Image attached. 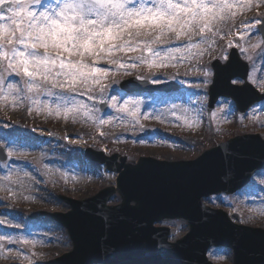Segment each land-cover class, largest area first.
I'll use <instances>...</instances> for the list:
<instances>
[{
    "label": "snow or ice",
    "instance_id": "6c2138e0",
    "mask_svg": "<svg viewBox=\"0 0 264 264\" xmlns=\"http://www.w3.org/2000/svg\"><path fill=\"white\" fill-rule=\"evenodd\" d=\"M33 5H39L40 10H34ZM230 7L217 0H56L54 5L44 4L42 0H0V98L31 99L25 93L35 94L39 104L40 95L55 96L58 113L61 109L65 112L83 110L90 115L99 112L97 105L101 104L136 118L143 101L125 100L121 104L116 95L108 98L109 85L102 81L109 76V69L98 62L116 65L125 75H131L130 70L141 65L148 69L166 67L177 54L198 47L193 37L203 41L205 30L212 31L209 27L212 20L218 16L223 19L221 14ZM242 23L243 31L249 34L254 33L248 25L254 23L264 28L261 20ZM261 37L264 38V33ZM173 41L183 47L159 50V46ZM228 44L231 46L233 41L229 40ZM217 60L229 63V53L222 50ZM210 69L211 65L203 66V86L214 76ZM9 72L20 79L15 83L7 82L5 73ZM136 79L150 80L153 84L161 82L155 76H137ZM251 82L250 74H237L225 81V87L238 92ZM76 96H87L91 105L77 100ZM200 103L203 104V98ZM43 104L48 107L47 100ZM167 111L172 115L178 111L189 113V109L174 103ZM100 123L107 121L100 120ZM3 147L0 145V149ZM23 155L26 154L12 149L7 152L8 157ZM5 224L13 226L0 219V225ZM5 241L18 242L11 236L0 235V242ZM23 243L29 241L24 239ZM3 248L4 244L0 243V251Z\"/></svg>",
    "mask_w": 264,
    "mask_h": 264
},
{
    "label": "rangeland",
    "instance_id": "374dc122",
    "mask_svg": "<svg viewBox=\"0 0 264 264\" xmlns=\"http://www.w3.org/2000/svg\"><path fill=\"white\" fill-rule=\"evenodd\" d=\"M217 2L229 4L231 7L226 8L224 11L228 14L233 13L232 16L238 15L242 12V9H244V11L247 10L249 15L254 18L250 21L260 20V17L262 16L260 13L264 10V0H217ZM252 2L254 4H251ZM42 3L44 2L42 1ZM48 4L51 5V3ZM251 9L253 10L251 11ZM221 15H223V13ZM217 19H220V17L218 16L213 21L215 22ZM248 26L252 27L254 34L244 32L243 38L237 41L236 44H233L237 45V48H239L243 57L250 62L252 83L257 87H261L262 91H264V87H262L264 86V42L260 39L255 24L253 23ZM213 33L215 32H209V34L217 37V40L221 38V36L219 37L216 33ZM253 45H255V47H253ZM170 47H183V45H172ZM228 47L225 51H227ZM165 48L160 47L159 50L163 52ZM212 48L213 47L209 48L207 51H200L198 47H194L182 55L177 54L174 59L168 62V65H174L175 63L181 64L183 61L191 63L195 60H202L204 54L209 52ZM5 77H7V82L15 83L19 80L18 76L10 72L5 73ZM210 78L211 77L208 79L211 80ZM181 79L180 82L183 86V91L172 94L167 98L130 97L122 100V95H116L119 103H121L120 101L124 102L125 100L143 101L139 109H137V114H139L142 119L141 123L147 125V127H142V124L135 122L127 112H124L126 113V116L129 117L127 123L136 125L135 128L130 131L120 129L114 130L113 132L114 139L112 143L116 145L115 152L119 153L117 159L120 162L122 158H125V161L130 162L136 161L139 157L143 156L167 161L190 160L200 155L204 150L213 147L234 135L245 133L258 134V132H262L261 130H263L264 135V111L261 110L264 106L258 105L252 110L250 109L251 111L249 110L245 117L239 118L235 110H233L232 103L227 100H221L219 102L220 104H217L218 107L216 105L217 109L215 107L213 111L207 113L206 97L208 85L203 86L205 79L203 76V65H198L193 72L187 74L186 77ZM6 91L7 89L5 85V92ZM201 98H203V104L200 103ZM23 100L24 97L13 99L12 96H4L3 98H0V143L5 142L9 145V149L18 153L26 154L19 157L13 156L14 162L9 166L11 170V179H7L3 172L0 171V207L4 206V199L6 198L17 203H23V200H27L23 197L24 190L35 189L38 187L36 166H39V159L41 158H45L47 161L58 162V164H72L79 162L80 164L72 165L71 172L65 169V172L69 175L71 183L73 184L84 185V181L91 179L93 176H99L102 184L89 186L78 193L50 191V193H53V196H48L49 200L46 202L44 200L42 201L46 206H38L36 209L66 212L71 209L70 203L65 201L66 196H70L74 199H82L96 193L105 186L112 184L114 178L103 170L100 172L96 170L93 173H81L83 170L89 171L90 168L82 165V161L80 160L82 158L78 155V149L82 145H89L90 141L76 140L65 142L62 146L63 152H59L57 145H51L48 143L40 144L35 138V136H37L36 133L39 132L36 130V132L31 131V124L23 125V127L21 124H10L9 122L15 114H12V111L9 110L11 108L17 110L18 106L23 103ZM35 102L36 99L33 100V103ZM173 103L182 106V108L189 109V113L184 114L183 112L178 111L176 115H172L167 109ZM48 104L52 106L55 116L61 115L63 109H61L59 113L57 112L55 108V97L53 98V101L50 100ZM131 107L132 105H129V108ZM120 113L122 112L118 111L116 108H111L108 116L103 117L102 119L107 121V123H104L103 125L111 126L110 124L114 122L113 118ZM145 113H147V115H145ZM213 113H215V115H213ZM91 117L92 115L90 118ZM146 117L152 119L149 120ZM177 117H179V119ZM121 119H123V123L126 122L124 121V119H126L124 115H121ZM218 119H222L223 121L221 126L224 130L220 133L217 132V130H221L218 127ZM247 119H251L252 121H255V123L247 122L246 126L241 125V123L246 122ZM202 123L210 124L211 129L216 132H211L210 137L207 132L202 136L200 132V124ZM230 124L233 125L231 126ZM180 127L192 128L194 132L192 133L190 130L184 131L180 129ZM226 127L228 130L225 129ZM250 127H254L255 129ZM221 134L224 137H221ZM261 137L264 139V136ZM51 151L54 152L51 154ZM34 153H38L39 157L38 159L31 160L30 155ZM45 171H47L49 178L55 179L60 177L63 169L60 170L59 168L48 165ZM25 172L28 173V176L24 175ZM96 180L97 179L95 178V181ZM255 181L257 182L256 187L252 186L250 188L255 190V192H251V194L248 193L247 204L252 208V211L256 216H262L264 215V189L261 190L260 187H264V175H258ZM38 191L40 195L44 194L42 189H39ZM3 193L7 196L6 198ZM115 194L116 196L111 200L109 203L110 205H115L121 202L119 195L117 193ZM59 195H62L64 199H60ZM38 201H41L40 197L38 198ZM252 202H254V205L252 204L253 207L250 206ZM148 208V215L150 216L155 213L169 212L180 214L182 211L181 203L164 198L158 199L154 205H150ZM28 209L30 208L27 207L25 210ZM24 214L25 212L16 210L0 212V219H5L13 225H0V235L11 236L19 241L16 244H8L6 241L0 243L9 246L10 254L16 255L20 259L14 263L2 262L1 264H43L45 259L61 255L71 249V242L66 235L65 230L49 221L32 225L27 223V229L24 233L17 231L18 227H15L14 225H20L22 223L21 219ZM171 224L173 230L172 241L180 238L189 229L185 222L183 224L179 222H173ZM261 224L262 223L256 224L259 225L256 226L254 223L253 227L264 228V225ZM24 239H27L29 243L24 244ZM18 243L26 245L27 253H21L18 251ZM231 262L232 255L230 252L227 261L222 264H231Z\"/></svg>",
    "mask_w": 264,
    "mask_h": 264
},
{
    "label": "water",
    "instance_id": "95a60500",
    "mask_svg": "<svg viewBox=\"0 0 264 264\" xmlns=\"http://www.w3.org/2000/svg\"><path fill=\"white\" fill-rule=\"evenodd\" d=\"M236 58L233 52L229 63H233ZM227 66L218 62L214 64L215 85L210 91L213 99L218 95L238 96L225 87V81L234 75L245 73L235 70L226 72ZM125 89L135 90L132 87ZM244 91L250 92L249 89ZM255 100L256 97L251 95L244 101L238 99L239 110L244 111ZM257 139L255 136L233 139L227 144V150L218 147L194 161L167 162L140 158L137 164L124 165L117 164L115 158L88 153L87 155L96 160L106 162L107 167L112 170L121 171L124 166L117 187L122 203L115 207L106 206L116 190L114 188L106 189L87 200L70 201L72 210L57 219L66 226L70 234L73 251L64 259L51 264H84L89 260H108L117 264H168V252L173 245L183 244L190 247L193 239L199 241L198 246L201 245L200 241L207 242L199 251L198 256L201 255L203 248L214 242L208 232L199 233L196 223L200 221L197 213L200 211L201 198L212 192L227 190L230 185L239 183L243 177L249 175L258 163L264 162V149ZM209 181H213L218 187L224 186L214 189L212 185H208ZM160 198L181 203L180 214L174 212L168 215H148V206L154 205ZM205 213L211 215L207 211ZM174 216L189 217L192 224L191 231L183 239L170 244L166 242L167 230H155L153 223ZM212 216L215 223L220 221L216 228L226 232L230 226L227 219L221 214ZM239 233L247 240L243 242V246L248 245V257L255 260L257 258L258 262L263 263L264 232L241 230ZM230 238L222 235L216 239L224 243ZM252 238L260 241H252ZM186 253V257H183L184 252L178 253V256L192 259L196 257ZM240 256L239 253V259Z\"/></svg>",
    "mask_w": 264,
    "mask_h": 264
},
{
    "label": "bare ground",
    "instance_id": "6f19581e",
    "mask_svg": "<svg viewBox=\"0 0 264 264\" xmlns=\"http://www.w3.org/2000/svg\"><path fill=\"white\" fill-rule=\"evenodd\" d=\"M201 207L200 211L197 213V218L200 219L199 222H196L199 228V233H206L210 234V236L214 239V242L209 245L208 247L203 248V252L201 255L198 256L200 249L207 243V242H202L200 241V246L199 241L197 239H193V242L190 247H186L183 244H175L173 245L168 252V264H222L227 261L230 252L232 255V262L231 264H263L258 262L259 260L256 258H249L248 257V245L245 244L243 246V242H247V240L241 235L239 232H236L235 230H232L230 226L227 227V231L225 232L223 229H217L216 226L217 224L220 223V221H217L215 223L213 219V212L214 210L210 207H212L210 202L206 200L205 198L201 200ZM208 203V204H206ZM209 212L208 209L212 212L211 215L205 213V211ZM210 213V212H209ZM164 215L168 214H174V212H169V213H163ZM175 217V216H174ZM170 217V218H174ZM180 219H183L185 222L188 224H192V221L189 217L184 218L182 216L179 217ZM258 233V230H256ZM230 236L231 238L225 241L227 245L229 246V250L220 253L218 252L213 245L221 244L223 243L222 240H218L216 238H219V236ZM252 241H260L257 238H252ZM178 242V241H177ZM262 244V241L260 242ZM245 250V253H244ZM184 252L183 257L187 256V253H191L195 255L196 257L194 259L192 258H180L178 256V253ZM239 253L241 254L240 259H239ZM246 258V259H244ZM228 264V263H227Z\"/></svg>",
    "mask_w": 264,
    "mask_h": 264
}]
</instances>
